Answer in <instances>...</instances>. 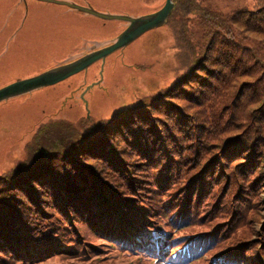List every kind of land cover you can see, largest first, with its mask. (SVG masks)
<instances>
[{
    "label": "trees",
    "instance_id": "16d2710c",
    "mask_svg": "<svg viewBox=\"0 0 264 264\" xmlns=\"http://www.w3.org/2000/svg\"><path fill=\"white\" fill-rule=\"evenodd\" d=\"M173 1L166 21L175 18L182 56L172 85L106 119L40 123L24 158L0 173V262L41 264L68 249L75 221L96 220L161 264L200 262L203 245L213 250L206 264H260L252 251L240 252L239 241L218 248L223 232L210 231L227 226L228 218L218 219L227 201L215 214L213 204L197 203L200 196L217 200L228 175L243 195L232 199L237 216L264 215L256 208L264 205V0L228 14L208 11L201 0ZM193 22L201 33L194 44ZM228 121L207 134L205 125ZM229 183L232 197L237 188ZM251 188L259 191L253 201ZM169 212L180 230L204 214L214 223L206 219L199 238L184 237L174 233Z\"/></svg>",
    "mask_w": 264,
    "mask_h": 264
},
{
    "label": "rangeland",
    "instance_id": "374dc122",
    "mask_svg": "<svg viewBox=\"0 0 264 264\" xmlns=\"http://www.w3.org/2000/svg\"><path fill=\"white\" fill-rule=\"evenodd\" d=\"M69 1L77 4L90 3L96 10L111 14L126 13L136 16L156 11L165 0ZM201 5L208 8V11L224 14L239 8L252 7L251 0H201ZM170 19L172 20L168 23L148 29L125 48L107 55L103 62L101 60L94 62L87 69L57 84L36 88L31 92L1 101L0 173L24 158L26 143L40 123L59 118L75 122L86 114L93 119H106L128 107L144 103L139 100L144 97L147 99L155 93L161 94L166 87L172 85L176 80L174 68L178 67L182 56V50L178 51L177 45L182 43L177 41L175 43L173 23L176 21L175 18ZM125 25V21L100 19L56 3L0 0V88L14 80L34 76L50 66L109 43ZM187 28L190 43L194 44L201 35L199 28L194 22ZM217 115L223 118L222 111ZM224 120L227 121L229 118ZM229 123L228 121L217 122L215 126L205 125L206 132L207 134L219 132ZM187 151L191 152V147ZM229 178L227 175L217 200L211 202L208 197L199 195L197 206L211 203L213 205L209 211L215 214L218 213V206L227 201L228 206L222 209L218 217L224 221L228 218L227 226L224 229L223 223L219 228L214 226L210 231L214 233L213 237L223 232L217 238L222 240L218 248L226 243L239 241L240 252L252 251L258 255L260 264H264V238L261 234L262 227L264 229V215L263 218L256 219V210H253L252 213L246 211L242 217L237 216L233 210L232 199L243 195L239 181L229 183ZM227 183L233 186V190L237 188L232 197L227 191L228 187L225 190ZM251 190L250 201H253L259 191L253 188ZM259 195L264 196V191H260ZM193 207L194 204L191 203L189 208ZM256 208L257 212L264 214V205ZM158 213L156 211L153 217H158ZM168 214L174 233L182 234L184 237L191 233L194 234L192 237L206 234L199 233L206 219L207 223H214L204 214L199 222L195 220L198 216L190 217L194 218V221L190 222L189 228L180 230L181 228H177L181 223L177 220L178 216L176 214L172 216L170 212ZM246 218L247 221L244 220ZM81 220L90 221L88 217ZM95 222L96 220L86 224L75 221L73 228L77 235L73 239L69 237L70 244L66 241L68 249L66 248L61 255L44 259L41 264H161L155 262L149 255L140 253L135 249L136 246L112 238L104 229L95 227ZM248 227L253 229L252 234L249 233ZM243 229L244 233L241 231ZM140 232L138 230L137 234ZM182 237L180 236V240ZM199 250L204 259L200 262L194 261L192 264H206V258L213 251L208 245H203ZM240 255L242 258L243 255L241 253ZM0 264L18 263L8 258Z\"/></svg>",
    "mask_w": 264,
    "mask_h": 264
},
{
    "label": "water",
    "instance_id": "95a60500",
    "mask_svg": "<svg viewBox=\"0 0 264 264\" xmlns=\"http://www.w3.org/2000/svg\"><path fill=\"white\" fill-rule=\"evenodd\" d=\"M50 3H58L67 5L77 11L93 15L98 18L107 20L125 21L126 25L123 30L114 36L109 43L98 48H93L91 51L80 53V55L69 59L67 62L57 63V65L46 68L34 76L17 79L11 83L5 84L0 88V102L13 98V96L22 95L31 92L36 88L47 87L57 84L58 81L64 80L69 76L79 73L80 70L87 69L92 63L105 60V57L115 50L125 48V46L138 36L148 31V29L159 27L165 24L169 17L172 8L174 7L173 0H165L161 7L156 11L148 12L147 14L132 16L130 14H117L98 11L92 7L90 3L83 5L69 0H39Z\"/></svg>",
    "mask_w": 264,
    "mask_h": 264
},
{
    "label": "flooded vegetation",
    "instance_id": "af4514ba",
    "mask_svg": "<svg viewBox=\"0 0 264 264\" xmlns=\"http://www.w3.org/2000/svg\"><path fill=\"white\" fill-rule=\"evenodd\" d=\"M16 1H17V2H20V1H21V2H22V0H16ZM24 1H25V0H24ZM35 1H38V0H35ZM39 2H40V1H39Z\"/></svg>",
    "mask_w": 264,
    "mask_h": 264
}]
</instances>
